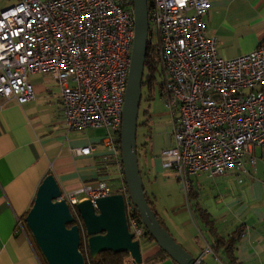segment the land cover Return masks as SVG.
Returning a JSON list of instances; mask_svg holds the SVG:
<instances>
[{
    "label": "built area",
    "instance_id": "1",
    "mask_svg": "<svg viewBox=\"0 0 264 264\" xmlns=\"http://www.w3.org/2000/svg\"><path fill=\"white\" fill-rule=\"evenodd\" d=\"M149 42L158 46L160 94L174 143L160 152L162 167L186 193L201 172L245 169L255 146L264 147V39L233 58L218 52L206 16L210 0H148ZM135 39L134 0H17L0 11V105L36 98L32 74L56 82L68 132L105 130V167L112 159L118 179L81 182L62 189L81 229V251L92 264L77 204L123 194L129 229L140 242L147 228L134 213L121 153L123 106ZM90 154L91 146L74 149ZM110 171V170H108ZM26 221L18 218L24 230ZM210 247L206 249V252ZM202 257L197 259L201 262Z\"/></svg>",
    "mask_w": 264,
    "mask_h": 264
},
{
    "label": "crops",
    "instance_id": "2",
    "mask_svg": "<svg viewBox=\"0 0 264 264\" xmlns=\"http://www.w3.org/2000/svg\"><path fill=\"white\" fill-rule=\"evenodd\" d=\"M16 1L0 0V11ZM210 3L207 28L217 37L221 56L233 58L248 53L264 39V0H210ZM30 79L36 89L32 102L20 105L13 100L0 105V264H47L27 223L22 230L17 227V220H25L38 187L48 174L55 175L62 189L111 177L103 169L107 150L103 141L105 130L68 132L56 82L41 73L32 74ZM152 116L156 125L152 126L149 144L139 150V164L145 190L169 232L194 257H202L204 264H228L223 250L216 254L212 249L215 235L228 237L243 226L235 243L236 257L242 264H264V147L252 149L255 164L250 162L249 155L245 158L246 171L232 168L213 176L201 172L192 178L197 194L193 202H198L213 221L212 231L193 212L186 192V204L180 203L181 207L168 192L171 200L166 209L168 218L158 205L159 190L175 184L179 189L182 186L172 173L163 169L160 158L161 150L174 143L170 113ZM82 146H91L93 150L90 154H76L74 149ZM156 183L158 187L153 186ZM208 247L210 250L206 252ZM141 251V264H178L170 256L149 262L161 248L147 236L141 240Z\"/></svg>",
    "mask_w": 264,
    "mask_h": 264
},
{
    "label": "water",
    "instance_id": "3",
    "mask_svg": "<svg viewBox=\"0 0 264 264\" xmlns=\"http://www.w3.org/2000/svg\"><path fill=\"white\" fill-rule=\"evenodd\" d=\"M134 5L135 39L121 128V153L130 200L161 250L178 264H200L198 258L188 252L161 224L147 200L139 164L137 132L150 17L148 0H134ZM61 195L62 188L55 175L48 174L38 187L34 202L27 212V226L47 264H87L80 249V226L74 223L70 205L65 199H60ZM76 207L84 223L92 258L104 251H114L128 253L133 264L143 262L141 242L134 239V233L129 229L123 194L101 196L95 202L85 199Z\"/></svg>",
    "mask_w": 264,
    "mask_h": 264
},
{
    "label": "trees",
    "instance_id": "4",
    "mask_svg": "<svg viewBox=\"0 0 264 264\" xmlns=\"http://www.w3.org/2000/svg\"><path fill=\"white\" fill-rule=\"evenodd\" d=\"M161 73V66H160V57H159V51L158 46L156 44L148 43L147 48V57H146V63H145V70H144V77L142 81V88L148 86L150 91L154 90L156 86L157 81V74ZM143 98V97H142ZM154 98V96L148 95L147 100ZM142 102V101H141ZM152 114L149 112L148 109H141L140 106V113H139V119H138V127L144 126L146 128L147 139L141 143V145L137 142V150H138V156L140 155V148L146 147L149 144L151 133H152ZM142 174V171H141ZM143 176V175H142ZM188 198L191 202V207L193 209V212L200 215L203 220H205L206 224L210 227V229L213 231V221L210 220L209 215L203 210L201 205L198 202H193V200L196 199V192L193 187L189 190L187 193ZM146 196L149 204L153 208V210L157 213V218L160 220L161 224L166 227L164 221L160 218L159 213L156 210L154 201L150 198L146 191ZM134 213L139 216L138 212L134 209ZM167 228V227H166ZM168 229V228H167ZM243 232V226H239L234 230L228 237L220 236L216 233L215 240L212 243V249L217 254L220 250H223L226 253L228 264H242L238 258L235 255L234 249H235V243L240 238L241 233ZM146 236L150 240H154V238L147 232ZM128 253H117L114 251H104L101 252L96 258H91L92 264H129V262H132V259L128 257ZM169 256L166 252L161 250L159 253L151 256V258L148 259L149 262H157L164 257ZM200 264H204L203 261L200 262Z\"/></svg>",
    "mask_w": 264,
    "mask_h": 264
},
{
    "label": "rangeland",
    "instance_id": "5",
    "mask_svg": "<svg viewBox=\"0 0 264 264\" xmlns=\"http://www.w3.org/2000/svg\"><path fill=\"white\" fill-rule=\"evenodd\" d=\"M161 76H162L161 73L157 74L156 86H155L154 90H152V92L150 91L148 86L143 87V96H142L143 98H142V102H141V109L146 108L149 110V112L151 114L154 113V115H155V113L162 115V114H166L169 112L168 106H167L166 102L162 99L161 94H160V90H159L160 89L159 87H160ZM151 94L154 96V98L147 100L148 95H151ZM154 121H155V119L152 116L151 125L155 128L154 125H156V122H154ZM92 130H94V129H92ZM98 132H101V131L98 130ZM146 132L147 131H146V128L144 126L138 127L137 142L139 145H141V143L147 139L148 136L145 135ZM108 163L111 164V167H109V168L105 167V166L103 167V169L106 171V173L111 176V177H109L108 180L117 182V179L119 178L118 177V166L116 165L115 161H113L112 159ZM108 170H110V171H108ZM153 186L158 187V183H156ZM181 186H182V184H181ZM168 192L171 194L170 196H172L174 198V201H175L174 203L178 204L179 207H181L180 203H181V205L186 204L185 190H184L183 186H182V189H179L178 185L175 184V185H172L171 187H168V188L166 187L165 190H163V189L159 190L158 196H157L158 197V203H159L158 205L161 207L163 214L165 216H167V218L169 217L168 216L169 212L166 211V209L169 206L168 205L169 201H171L170 198L168 197Z\"/></svg>",
    "mask_w": 264,
    "mask_h": 264
}]
</instances>
